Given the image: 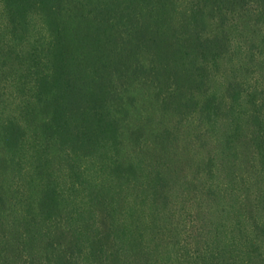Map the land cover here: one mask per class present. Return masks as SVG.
I'll list each match as a JSON object with an SVG mask.
<instances>
[{
	"label": "trees",
	"instance_id": "obj_1",
	"mask_svg": "<svg viewBox=\"0 0 264 264\" xmlns=\"http://www.w3.org/2000/svg\"><path fill=\"white\" fill-rule=\"evenodd\" d=\"M234 18L257 36L238 40ZM234 51L252 77L220 95L211 81ZM131 76L178 118H224L221 154L252 149L242 189L212 180L216 156L201 168L228 221L192 252L157 243L166 172L123 153ZM174 262L264 264V0H0V264Z\"/></svg>",
	"mask_w": 264,
	"mask_h": 264
},
{
	"label": "rangeland",
	"instance_id": "obj_2",
	"mask_svg": "<svg viewBox=\"0 0 264 264\" xmlns=\"http://www.w3.org/2000/svg\"><path fill=\"white\" fill-rule=\"evenodd\" d=\"M234 19L242 28V33L237 34L236 31L234 34L238 40L243 42L245 37L257 36V27L252 26L254 18ZM216 27L213 25L210 29ZM234 53L231 59L225 58L220 62L211 81L213 91L220 95L227 94L228 87L236 79L249 80L252 77L250 70L253 67L237 51ZM141 59L144 60V57ZM120 88L121 102L125 108L121 114L126 124L123 153L138 154L148 166L166 172L168 178L163 194L169 198L168 202L164 204L161 199L155 206L159 210L155 222L160 237L157 243L161 248H166V244L172 248V245L183 242L181 244H185L186 249L192 252L206 243L222 218L224 222L228 221L220 202L207 195L206 190L201 191L200 187L209 180L201 168L209 157L216 156L219 164H226V170L217 171L212 180L242 189L244 182H253L257 177L253 170L248 169L252 149L243 141L232 154H221L226 126L224 118L213 126L198 113L186 118L168 113L162 108L157 97L158 90L150 80L131 76L121 81ZM138 127L144 130L140 145L131 136L132 129ZM164 128L174 131L173 136L165 142L160 136ZM219 198L224 200L223 195H219ZM159 259L161 262L166 261Z\"/></svg>",
	"mask_w": 264,
	"mask_h": 264
}]
</instances>
